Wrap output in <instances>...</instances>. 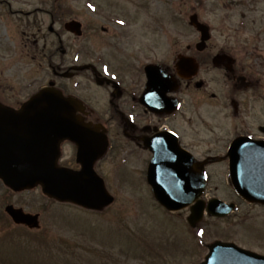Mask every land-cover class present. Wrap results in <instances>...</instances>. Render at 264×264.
<instances>
[{"label": "flooded vegetation", "instance_id": "obj_1", "mask_svg": "<svg viewBox=\"0 0 264 264\" xmlns=\"http://www.w3.org/2000/svg\"><path fill=\"white\" fill-rule=\"evenodd\" d=\"M26 1L0 0V26L14 27L21 38L13 54L8 42L2 52L0 41V109H21L43 88L62 95L66 104L30 108L74 112L78 121L70 126L58 122L49 146L61 168L81 171L83 160L101 153L94 169L106 183L103 164L120 141L126 147L119 152L137 158L135 170L147 184L155 157L167 156L166 162L169 158L175 171L184 170L183 159L193 158L194 166L201 165L206 173L204 199L210 200L213 196L206 195L211 192L213 174L220 166L229 173L230 145L239 138L264 144L261 0H213L220 4L208 32L187 26L179 51L159 58L152 54L154 46L141 49L138 32L126 26L112 20L99 24L93 16L84 23L73 10H63L58 4L61 0H50L51 9L41 11L47 16L39 17L37 11L22 7ZM201 10L197 6L191 13L204 22ZM71 21L80 22L81 27ZM13 55L36 61L37 67L47 62L48 74L32 80L41 82L34 90L33 83L19 87V77L10 74L16 65ZM181 64L188 69L184 74L177 71ZM153 68L158 70V80L171 81L163 95L150 79ZM235 195L238 204L242 200Z\"/></svg>", "mask_w": 264, "mask_h": 264}, {"label": "rangeland", "instance_id": "obj_2", "mask_svg": "<svg viewBox=\"0 0 264 264\" xmlns=\"http://www.w3.org/2000/svg\"><path fill=\"white\" fill-rule=\"evenodd\" d=\"M58 4L63 10L76 12L84 23L93 16L99 24L106 25L112 20L135 34L138 32L136 41L140 48L154 46L152 54L159 58L179 51L188 31L189 15L197 6L202 8L200 18L214 25L215 11L219 8L216 5L220 2L61 0ZM52 5L50 0H27L22 7L46 17L41 11L51 9ZM258 5L259 10H264V0ZM14 8L19 5L14 3ZM11 20L15 22L16 16ZM189 33L192 36L191 30ZM0 41L2 52L4 43L8 42L13 54L21 38L14 27L8 30L0 26ZM13 57L16 65L8 73L19 77V87L48 74L47 62L37 67V62L29 58ZM40 84V81L33 83L31 90ZM117 144V151H111L103 164L107 187L116 199L102 212L51 201L40 189L9 195L0 183V264H197L208 252L207 243L215 240L235 242L264 255L263 206L238 201V209L228 217L218 219L205 215L191 227L187 222L189 208L177 212L163 209L142 179L143 174L135 170L137 158L122 150L119 152L126 146L120 141ZM227 174L222 166L213 174L208 198L217 196L227 202L235 201ZM7 203L39 213V229L13 224L5 212ZM200 230L203 235L198 234ZM5 237L6 242H3Z\"/></svg>", "mask_w": 264, "mask_h": 264}, {"label": "water", "instance_id": "obj_3", "mask_svg": "<svg viewBox=\"0 0 264 264\" xmlns=\"http://www.w3.org/2000/svg\"><path fill=\"white\" fill-rule=\"evenodd\" d=\"M190 24L201 30L206 28L197 21L196 15L190 17ZM157 76L158 70L154 69L150 78L154 84L158 81ZM156 95L158 98L159 94ZM65 101L45 88L21 109H0V178L14 191L40 185L47 196L58 201L102 210L113 202L114 197L93 169L101 153L93 156L92 160H81V171L59 167L57 156L49 153L57 123L68 122L70 126L77 122L74 112L71 109H30L54 107L60 102L66 104ZM156 107L159 108L158 105ZM92 142L96 144L95 138ZM229 154L231 179L237 193L249 201L264 204V144L239 139L232 144ZM166 157L153 159L148 182L153 187L155 198L167 209L178 210L191 205L188 220L194 226L203 217L206 207L200 199L206 183L201 165L195 167L193 160L185 158L184 170L175 171L172 161L168 158L166 162ZM234 208V203L227 204L220 199H212L207 204V212L220 217L228 215ZM6 211L16 223L38 226V215L25 214L12 205L7 206ZM208 248L209 253L200 264H264L263 255L234 243L215 241Z\"/></svg>", "mask_w": 264, "mask_h": 264}, {"label": "snow or ice", "instance_id": "obj_4", "mask_svg": "<svg viewBox=\"0 0 264 264\" xmlns=\"http://www.w3.org/2000/svg\"><path fill=\"white\" fill-rule=\"evenodd\" d=\"M91 7V5H90ZM121 23H123L121 21ZM187 66L184 64H181L177 67V71L181 74H184L187 72ZM105 71H107V68H105ZM172 86L171 81L167 78H160L157 82H156V87L158 89V91L161 92V95H163L170 87ZM199 235H203V230H200V232L198 233Z\"/></svg>", "mask_w": 264, "mask_h": 264}]
</instances>
